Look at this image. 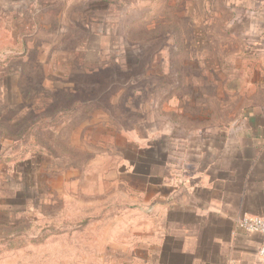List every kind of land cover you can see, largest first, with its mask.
Segmentation results:
<instances>
[{
    "label": "rangeland",
    "instance_id": "1",
    "mask_svg": "<svg viewBox=\"0 0 264 264\" xmlns=\"http://www.w3.org/2000/svg\"><path fill=\"white\" fill-rule=\"evenodd\" d=\"M250 2L0 0V264L125 256L140 176L264 106Z\"/></svg>",
    "mask_w": 264,
    "mask_h": 264
},
{
    "label": "crops",
    "instance_id": "2",
    "mask_svg": "<svg viewBox=\"0 0 264 264\" xmlns=\"http://www.w3.org/2000/svg\"><path fill=\"white\" fill-rule=\"evenodd\" d=\"M250 4L243 32L255 63L246 66L264 76V0ZM178 149L173 160L158 157L156 174L140 176L150 204L115 264H260L261 236L241 221L264 216V106L241 113V126L191 135Z\"/></svg>",
    "mask_w": 264,
    "mask_h": 264
},
{
    "label": "built area",
    "instance_id": "3",
    "mask_svg": "<svg viewBox=\"0 0 264 264\" xmlns=\"http://www.w3.org/2000/svg\"><path fill=\"white\" fill-rule=\"evenodd\" d=\"M241 227L247 231L260 234V264H264V216H247L241 221Z\"/></svg>",
    "mask_w": 264,
    "mask_h": 264
}]
</instances>
